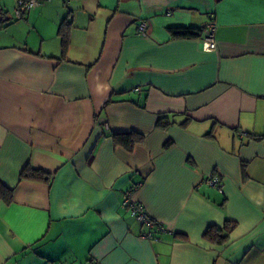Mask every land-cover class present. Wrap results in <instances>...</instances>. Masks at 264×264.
<instances>
[{"label": "crops", "instance_id": "obj_1", "mask_svg": "<svg viewBox=\"0 0 264 264\" xmlns=\"http://www.w3.org/2000/svg\"><path fill=\"white\" fill-rule=\"evenodd\" d=\"M15 7L0 0V179L14 191L0 264H264V0ZM211 21L216 49L171 32ZM132 131V151L114 142ZM28 164L50 180L22 179ZM128 192L160 241L141 236ZM229 221L224 244L204 237Z\"/></svg>", "mask_w": 264, "mask_h": 264}, {"label": "trees", "instance_id": "obj_2", "mask_svg": "<svg viewBox=\"0 0 264 264\" xmlns=\"http://www.w3.org/2000/svg\"><path fill=\"white\" fill-rule=\"evenodd\" d=\"M70 24L69 18L66 17L60 26L59 34L61 36L62 42V49L63 55L66 54L68 46H69V34L66 31V28ZM173 36L175 37H194L200 36L202 34V29L194 30L192 28H175L171 29ZM172 121L165 120L164 117H160L158 121V126L165 128L170 125ZM113 140L116 144L122 145L128 151H132L134 146L138 142H142L144 140V136L138 132H124V133H113L112 134ZM170 144L167 143V146ZM21 178L22 179H33V180H50L51 173L45 172L41 169L34 168L31 165H26L23 170L21 171ZM14 199V191L13 189L7 187L2 180L0 179V200L9 205L13 202ZM236 223L235 222H226L222 227L220 226H211L209 227L205 233L204 237L216 244H224L228 241L231 232L235 229Z\"/></svg>", "mask_w": 264, "mask_h": 264}, {"label": "built area", "instance_id": "obj_3", "mask_svg": "<svg viewBox=\"0 0 264 264\" xmlns=\"http://www.w3.org/2000/svg\"><path fill=\"white\" fill-rule=\"evenodd\" d=\"M48 1L50 0H15L16 7L14 12L16 19H23L31 12V10ZM148 27V22L146 20H142L138 27L139 32L142 35H147ZM202 35H204L210 49L217 48L216 23L214 21L209 22L202 29ZM206 182L212 186L221 187L222 185V180L218 175L210 176L206 179ZM122 206L130 212L139 225L147 228V230L141 234L143 238L154 242L161 240V234L167 231L166 227L150 215L143 203L137 201L133 197V192L125 194Z\"/></svg>", "mask_w": 264, "mask_h": 264}]
</instances>
